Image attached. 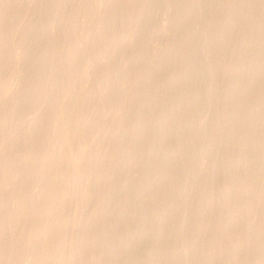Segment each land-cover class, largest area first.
<instances>
[{"label": "rangeland", "instance_id": "1", "mask_svg": "<svg viewBox=\"0 0 264 264\" xmlns=\"http://www.w3.org/2000/svg\"><path fill=\"white\" fill-rule=\"evenodd\" d=\"M195 1L0 0V264H264V0Z\"/></svg>", "mask_w": 264, "mask_h": 264}, {"label": "bare ground", "instance_id": "2", "mask_svg": "<svg viewBox=\"0 0 264 264\" xmlns=\"http://www.w3.org/2000/svg\"><path fill=\"white\" fill-rule=\"evenodd\" d=\"M195 2H198V0H196ZM201 14V13H200ZM121 41V40H120ZM192 61V60H191ZM175 108V107H174ZM107 135V134H106ZM210 144H207L204 146L205 149L209 148ZM237 165V163H235ZM96 171V170H95ZM127 181V180H126ZM129 183V182H128ZM143 254V253H142ZM79 258V256H78ZM78 260V259H77Z\"/></svg>", "mask_w": 264, "mask_h": 264}]
</instances>
